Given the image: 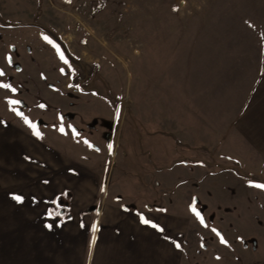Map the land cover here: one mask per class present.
Segmentation results:
<instances>
[{"label": "rangeland", "instance_id": "374dc122", "mask_svg": "<svg viewBox=\"0 0 264 264\" xmlns=\"http://www.w3.org/2000/svg\"><path fill=\"white\" fill-rule=\"evenodd\" d=\"M0 17L22 23L0 24V184L30 188L45 264H263L264 184L217 164L264 169V0Z\"/></svg>", "mask_w": 264, "mask_h": 264}, {"label": "crops", "instance_id": "0c3cea01", "mask_svg": "<svg viewBox=\"0 0 264 264\" xmlns=\"http://www.w3.org/2000/svg\"><path fill=\"white\" fill-rule=\"evenodd\" d=\"M249 104L252 105V100ZM225 158H229L239 165L244 175L237 174L238 176L247 177L264 184V169L263 172L251 170L246 172L237 157L228 156ZM33 187L34 189L43 190L48 186L44 184L43 186L34 185ZM2 189L3 187L0 184V264H45L49 256L48 234L51 231L49 228L41 226V224H45L43 217L31 220L27 215V210H29V213L32 210L30 188L21 186L17 190L9 188L3 191ZM26 208L28 209L26 210ZM54 230L56 231V229ZM260 233L262 236L260 234L254 237L259 238L262 242L260 246H262L263 252L259 254L264 264V232ZM50 255H53V253Z\"/></svg>", "mask_w": 264, "mask_h": 264}, {"label": "trees", "instance_id": "16d2710c", "mask_svg": "<svg viewBox=\"0 0 264 264\" xmlns=\"http://www.w3.org/2000/svg\"><path fill=\"white\" fill-rule=\"evenodd\" d=\"M63 2L65 3H68L70 0H62ZM0 24L3 25V26H6V27H16V26H20L22 25V23H18V22H13V21H8V20H3L1 17H0ZM56 39L61 42L58 37L56 36ZM62 44V42H61ZM66 50V49H65ZM227 160L231 161V163L233 162V164H229V165H220V164H217V166L219 167V169H227V170H230L232 172H235L236 174L238 175H241L243 176V172H241L240 168H239V165L234 162L233 160L229 159V158H226Z\"/></svg>", "mask_w": 264, "mask_h": 264}, {"label": "water", "instance_id": "95a60500", "mask_svg": "<svg viewBox=\"0 0 264 264\" xmlns=\"http://www.w3.org/2000/svg\"><path fill=\"white\" fill-rule=\"evenodd\" d=\"M45 30L49 33V34H51L53 37H55L56 38V34L52 31V30H50V29H48V28H45ZM65 46V45H64ZM66 51H67V53H68V55L71 57V59H73L74 61H77L69 52H68V50L66 49ZM78 62V61H77Z\"/></svg>", "mask_w": 264, "mask_h": 264}, {"label": "flooded vegetation", "instance_id": "af4514ba", "mask_svg": "<svg viewBox=\"0 0 264 264\" xmlns=\"http://www.w3.org/2000/svg\"><path fill=\"white\" fill-rule=\"evenodd\" d=\"M63 45V44H62ZM64 46V45H63ZM64 48H65V46H64ZM66 49V48H65ZM68 54V53H67Z\"/></svg>", "mask_w": 264, "mask_h": 264}]
</instances>
